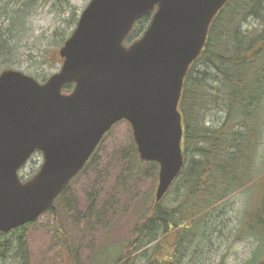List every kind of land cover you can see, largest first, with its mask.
Instances as JSON below:
<instances>
[{"label": "water", "instance_id": "95a60500", "mask_svg": "<svg viewBox=\"0 0 264 264\" xmlns=\"http://www.w3.org/2000/svg\"><path fill=\"white\" fill-rule=\"evenodd\" d=\"M226 2L89 0L58 49L57 72L43 82L0 72V233L45 212L120 120L129 123L140 160L157 163L154 201L161 200L184 163L183 80ZM150 13L143 34L125 45ZM35 151L39 170L21 181L18 171Z\"/></svg>", "mask_w": 264, "mask_h": 264}, {"label": "trees", "instance_id": "16d2710c", "mask_svg": "<svg viewBox=\"0 0 264 264\" xmlns=\"http://www.w3.org/2000/svg\"><path fill=\"white\" fill-rule=\"evenodd\" d=\"M35 1L21 2L7 31L0 23V67L9 63L13 51L12 28ZM6 14L3 8L0 16ZM150 18L147 14L137 20L124 43L139 38ZM72 88L66 84L62 90ZM178 111L183 127L181 171L160 202L153 193L149 196L129 237L122 244L102 245L92 264H182L192 252L198 254L193 244L208 223L219 218L222 204L238 190L256 185L255 201L248 204L241 224L250 251L256 246L264 250V0H227L218 11L183 80ZM133 146L128 171L137 178L144 164L154 162L140 160ZM53 205L47 210L55 219L52 238L61 263L70 264L67 236ZM0 237V264H27L23 238L10 240L6 233ZM141 249V255H131ZM254 257L248 255V260Z\"/></svg>", "mask_w": 264, "mask_h": 264}, {"label": "rangeland", "instance_id": "374dc122", "mask_svg": "<svg viewBox=\"0 0 264 264\" xmlns=\"http://www.w3.org/2000/svg\"><path fill=\"white\" fill-rule=\"evenodd\" d=\"M24 1L0 0V12L3 8L7 11L5 16H0L3 31H7L15 16L12 12ZM88 1L36 0L30 10L20 14L22 20L12 28L13 51L9 63L2 65L0 71L12 68L38 82L58 71L60 62L55 60L54 54L59 56L60 44L71 33ZM133 144L129 123L118 121L100 141L82 171L54 200L55 213L67 236L70 264H92L102 245L122 244L129 237L142 206L149 203L158 166L144 164L137 178L129 174L127 159L134 156ZM41 163L42 154L34 152L20 169L19 177L22 180L30 178ZM258 186L240 189L222 204L219 218L211 220L204 228L205 234L193 244L192 250L199 248L198 254L192 252L182 264H219L220 261L223 264H258L264 259L263 248L256 246L250 251L251 244L241 224L248 204L255 201L252 196ZM54 222V216L44 212L18 231L6 233V238L15 240L18 235L23 238L27 264H62L59 247L52 238ZM142 251L144 249L131 255L136 257ZM251 254L256 258L248 260Z\"/></svg>", "mask_w": 264, "mask_h": 264}]
</instances>
